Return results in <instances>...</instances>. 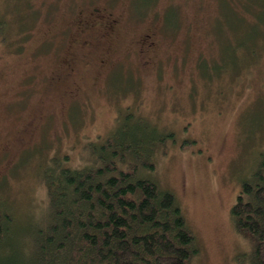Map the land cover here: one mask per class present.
<instances>
[{
	"label": "rangeland",
	"instance_id": "374dc122",
	"mask_svg": "<svg viewBox=\"0 0 264 264\" xmlns=\"http://www.w3.org/2000/svg\"><path fill=\"white\" fill-rule=\"evenodd\" d=\"M92 10L117 20L104 47L77 42V20ZM151 125L163 139L132 162L176 197L198 246L193 264H253L230 210L264 151L263 6L0 0V205L14 228L40 215L55 166L98 164L102 149Z\"/></svg>",
	"mask_w": 264,
	"mask_h": 264
},
{
	"label": "trees",
	"instance_id": "16d2710c",
	"mask_svg": "<svg viewBox=\"0 0 264 264\" xmlns=\"http://www.w3.org/2000/svg\"><path fill=\"white\" fill-rule=\"evenodd\" d=\"M252 1L264 9V0ZM161 139L151 125L102 149L98 164L55 166L43 176L45 206L26 226L14 228L0 205V264H193L198 246L176 197L132 162L149 160ZM230 217L253 242V264H264V151L241 182Z\"/></svg>",
	"mask_w": 264,
	"mask_h": 264
},
{
	"label": "flooded vegetation",
	"instance_id": "af4514ba",
	"mask_svg": "<svg viewBox=\"0 0 264 264\" xmlns=\"http://www.w3.org/2000/svg\"><path fill=\"white\" fill-rule=\"evenodd\" d=\"M95 10L91 11L92 16L87 18H79L77 20L78 28H79V38L77 42L84 47L93 46L97 48L98 46L104 47L107 39H110L114 34L115 27L117 24L116 18L112 17L110 14L105 15H93ZM150 34L144 35V37L140 40L141 45H145L147 49H151L154 46V42L149 39ZM142 50H144L142 48ZM145 51V50H144ZM146 59L144 60L145 65L148 64L150 56L144 54ZM106 59L100 57L98 62L100 64H104ZM74 62L73 58L66 59L65 63L68 66H72Z\"/></svg>",
	"mask_w": 264,
	"mask_h": 264
}]
</instances>
